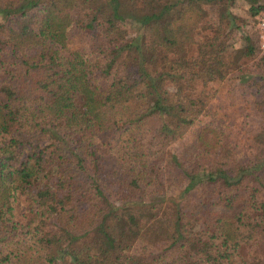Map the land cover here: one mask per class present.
<instances>
[{"label": "trees", "instance_id": "obj_1", "mask_svg": "<svg viewBox=\"0 0 264 264\" xmlns=\"http://www.w3.org/2000/svg\"><path fill=\"white\" fill-rule=\"evenodd\" d=\"M234 1L0 0V264H264V55L243 156L190 131L252 52Z\"/></svg>", "mask_w": 264, "mask_h": 264}, {"label": "rangeland", "instance_id": "obj_2", "mask_svg": "<svg viewBox=\"0 0 264 264\" xmlns=\"http://www.w3.org/2000/svg\"><path fill=\"white\" fill-rule=\"evenodd\" d=\"M260 2L264 3V0H260ZM230 10L236 16V24L239 25L238 29H234L231 34L233 52L239 53V50L247 45L252 48V52L250 55L238 54L235 63L231 61L233 54L229 55L227 72L221 78L213 80L205 86V90L208 92V113L198 119L191 126L190 131L202 122L208 121L221 126L226 142L241 157L247 150L251 130L260 120L262 111V105L256 101V97L261 91L252 79L257 76V60L264 55V50L259 47V32L255 20L249 14L247 3L243 0H235ZM121 25L124 24L121 23ZM129 31L132 30L129 29ZM244 35L249 37L250 43L244 41ZM90 42L88 34L72 27L68 33L67 50L87 53ZM190 137L191 134L186 139L189 140ZM170 187L169 190L173 194V198L189 205L188 209L199 201L196 199V192L179 197L177 195L178 186Z\"/></svg>", "mask_w": 264, "mask_h": 264}, {"label": "built area", "instance_id": "obj_3", "mask_svg": "<svg viewBox=\"0 0 264 264\" xmlns=\"http://www.w3.org/2000/svg\"><path fill=\"white\" fill-rule=\"evenodd\" d=\"M256 28L259 32V38H260L259 47L264 50V10L260 12L257 18Z\"/></svg>", "mask_w": 264, "mask_h": 264}]
</instances>
